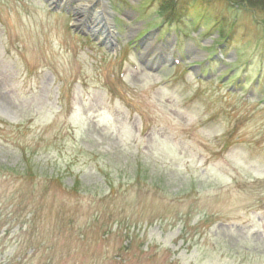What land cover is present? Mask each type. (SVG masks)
<instances>
[{
  "label": "rangeland",
  "instance_id": "rangeland-1",
  "mask_svg": "<svg viewBox=\"0 0 264 264\" xmlns=\"http://www.w3.org/2000/svg\"><path fill=\"white\" fill-rule=\"evenodd\" d=\"M81 1L0 0V264H264V0Z\"/></svg>",
  "mask_w": 264,
  "mask_h": 264
},
{
  "label": "water",
  "instance_id": "water-1",
  "mask_svg": "<svg viewBox=\"0 0 264 264\" xmlns=\"http://www.w3.org/2000/svg\"><path fill=\"white\" fill-rule=\"evenodd\" d=\"M66 1H67L68 4L71 3L70 0H66ZM104 11L108 14L107 9L104 10ZM96 25H97L96 27L104 28L105 37L109 38V40L107 39L108 40V44L110 46H115V44H116V38L114 36V33H112V31H111L112 29L110 30V28H108L109 26H106L104 23H100L97 20H96ZM111 27H112V25H111Z\"/></svg>",
  "mask_w": 264,
  "mask_h": 264
},
{
  "label": "bare ground",
  "instance_id": "bare-ground-1",
  "mask_svg": "<svg viewBox=\"0 0 264 264\" xmlns=\"http://www.w3.org/2000/svg\"><path fill=\"white\" fill-rule=\"evenodd\" d=\"M85 2V0H82V2L80 3V5H78V7H81L83 5V3ZM77 9H80V8H77ZM107 13L105 11L103 12H98V16H97V21H99L100 23H104L106 26H110V29L112 28L111 27V20L109 18V16L106 15ZM104 17V18H103ZM98 29H101L102 30V33L104 32V28H100L98 27ZM170 52V51H169ZM171 53V52H170Z\"/></svg>",
  "mask_w": 264,
  "mask_h": 264
}]
</instances>
